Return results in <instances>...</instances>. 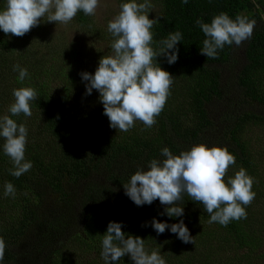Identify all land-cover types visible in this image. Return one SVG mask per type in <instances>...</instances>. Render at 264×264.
Instances as JSON below:
<instances>
[{"label":"trees","instance_id":"obj_1","mask_svg":"<svg viewBox=\"0 0 264 264\" xmlns=\"http://www.w3.org/2000/svg\"><path fill=\"white\" fill-rule=\"evenodd\" d=\"M5 2L6 0H0V10L4 8ZM159 7L157 15L153 18L158 19V22L151 29L154 42L167 38L175 31L181 32L183 36L182 41L176 45L179 52L178 60L174 64H169L164 56L157 57L159 66L174 78L171 95L151 128L135 124L128 132H120L110 127L99 99L93 106H82L86 99L78 98L82 85L76 77V70L80 66L77 59L61 64L60 69L63 71L66 86L51 91L49 81H35L40 72L30 73L36 54L28 58L27 55L16 52L25 45L29 32L23 37H16L11 34L5 35L0 30V79L3 78L6 66L10 62L18 61L17 64L21 68L27 69L28 75L23 82L18 80V71L12 74L14 87H32L37 91V99L31 102V110L41 115L38 123L41 122L43 134L49 133L56 140L30 135L27 123L30 120L34 122L31 116L26 117L23 114L12 116L18 125L24 124L28 130L25 160L32 163V168L17 178L10 174L9 170L13 168V164L3 152L5 141L0 137V195L4 194L5 184L11 183L15 188V196L10 195L8 201L12 203L14 208L12 210L17 212H7L0 218V237L5 243L16 242L25 233L26 226L36 219V210L39 208L30 210L31 207H28L30 202L34 206L38 205L35 203L37 200L30 197V194H37L32 190V185L43 181L52 192L62 193V184L65 180L75 182L77 179L89 178L90 169L86 164L84 151L90 152L91 163L103 161V165H106L109 171L108 182L117 185L119 189H124L123 183L128 182L131 176L130 169L125 167L136 163L147 164L153 158H162L161 149L164 147L169 148L174 155H179L181 151L190 150L193 145L203 143L209 147H227L235 156V163L243 165L246 172L253 176L255 181L253 191L256 196L253 200V212L249 205L246 222H253V248L259 246L257 234L264 233V168L256 162L254 151L253 156H250L251 140H247L244 134L248 126L259 128V136L261 135V140L264 141V110L262 113L240 111V107L244 101L264 102V17L258 10L250 11L252 4L249 0H188L187 4L182 3V0H159ZM221 12L227 13L232 19L238 14H243L250 20L254 19L256 25L246 43L244 51L246 63L235 78L237 88L240 90V105L236 104L233 111L229 108L216 125L208 117L206 106L222 97L221 74L217 66L230 62L233 45H225L222 50H218V59H208L206 55H202L201 48L206 37L196 24V20L211 23L212 18ZM86 19L83 13L77 14L76 23H85ZM157 46L158 43L153 44V47ZM262 84L263 87L259 88ZM73 93L76 94L74 101L71 97ZM11 104L5 109L0 106V116L6 114L11 116L8 112ZM106 127L115 133L110 134L111 130L106 132ZM260 148L264 149L263 146ZM60 195L61 200H66L65 194ZM82 197L85 200L82 220L85 221V230L88 234L91 231L96 236L98 229L107 231L109 222H118L122 223L124 233L144 239L145 248L149 240L160 236L151 226L153 218L169 225L179 223L180 220L195 223L196 219L207 222L210 219L209 214L203 210V205L192 201L187 194H184L177 205L184 209L182 217L160 215L167 206L161 205L158 199L151 205L137 206L125 193H117L112 187H92ZM103 204H106V208H102ZM37 223L40 226L45 224ZM240 223V220H233L226 227L221 225L232 238L225 242L226 245H244V235L237 231ZM163 234L169 237L174 233L166 229ZM179 243L180 240L177 238V242L173 243L175 247L171 248L175 250L173 252H179L177 251ZM167 244H170L169 238ZM100 246H96V252ZM209 249L202 250L198 258L187 254L184 258L191 260L184 261L186 264H200L203 259L211 258ZM146 250L149 253L156 250L167 259L164 250L158 248V243ZM55 252L48 257L47 264H69L65 263V259H61L60 252ZM176 253L172 258L176 257ZM184 255L182 252V257ZM12 259L5 255L3 261L8 262ZM175 262L174 264H177V260ZM96 264H104L103 259ZM118 264L134 262L126 255ZM169 264H172V261ZM226 264H231L230 259Z\"/></svg>","mask_w":264,"mask_h":264},{"label":"clouds","instance_id":"obj_2","mask_svg":"<svg viewBox=\"0 0 264 264\" xmlns=\"http://www.w3.org/2000/svg\"><path fill=\"white\" fill-rule=\"evenodd\" d=\"M182 3L187 4L188 0H182ZM99 5L100 0H6L0 10V30L5 35L23 37L39 26L45 16L47 22L67 25L78 12L94 16ZM152 7L150 0L121 3L120 11L107 25V31L114 38L112 54L100 58L94 74L80 73L82 80L88 82L85 95H91L93 89L98 91L103 114L108 117L110 127L120 132H128L137 120L151 128L171 95L174 78L159 66L157 57L164 56L169 64H174L179 52L176 45L183 36L175 31L154 42L151 29L158 19H149ZM196 24L206 37L201 54L208 59H218V50L225 45L240 46L250 39L256 21L243 14L232 19L221 12L212 18L211 23L197 19ZM154 43L158 46L153 47ZM13 70L19 72L20 82L28 75L27 69L18 64ZM12 94L14 102L8 108L11 116H0V137L5 141L3 152L13 164L10 174L19 178L32 168V163L25 160L28 130L11 117L20 114L30 117L31 102L37 99L38 93L32 87H20L13 89ZM161 157L137 168L128 182L123 183L125 195L137 206L151 205L158 199L161 205L167 206L160 215L182 217L184 209L177 205L187 194L192 201L203 205L210 224L219 223L226 227L233 220L247 218L246 207L256 196L252 190L255 181L244 168L235 172L234 177L225 179L228 169L236 162L227 147H209L201 143L179 155L164 147ZM4 187L5 196H15L11 183ZM151 226L158 235L170 229L182 242L195 243L183 220L169 225L153 218ZM101 247L104 264H118L126 255L134 264H166L158 251L149 253L146 250L144 239L124 233L122 223L109 222L102 235ZM5 250L6 243L0 237V262L4 260Z\"/></svg>","mask_w":264,"mask_h":264},{"label":"rangeland","instance_id":"obj_3","mask_svg":"<svg viewBox=\"0 0 264 264\" xmlns=\"http://www.w3.org/2000/svg\"><path fill=\"white\" fill-rule=\"evenodd\" d=\"M124 2L126 0H100L96 14L86 16L85 23H76L75 17L67 25L56 24L55 22H47L45 16L39 26L29 32L22 49L19 48L16 52L17 54L27 55L28 58L36 54V60L33 61L30 73L40 72L35 81H49L51 91L66 86L63 71L60 69L61 64H67L69 60L77 59L80 66L76 70V77L82 85V91L78 98L84 97L86 99L82 106H93L99 99V93L93 89L91 95H85V85L88 82L82 80L80 73L94 74L100 58L112 54L111 43L114 38L107 31V25L118 14L120 4ZM137 2L142 3L143 0H137ZM150 2L153 7L150 9L148 16L149 19H153L160 9L159 0H150ZM249 2L252 4L250 11L258 10L264 17V1L249 0ZM81 13L83 12H78V15ZM246 43L247 40L240 46L233 44L230 62L227 65L217 66L221 74L222 97L219 100H213L206 106L208 117L216 125L219 124L220 118L229 108H232L233 111L236 104L240 105V90L237 88L235 78L246 63L244 54ZM17 62L7 64L4 71L5 77L3 76L0 79V106L4 109L14 102L13 89L19 88L14 87L12 78V74L15 72L13 66ZM30 81L32 80L30 79ZM262 87L263 84L259 88ZM71 97L74 101L76 94L73 93ZM263 110L264 102L250 103L244 101L240 107V111L262 113ZM36 113V111H33L31 115L34 122L30 120L27 123L29 134L36 138L43 136L44 139L54 140V136L51 134H43L41 122L38 123L41 115ZM135 124L143 125L138 120ZM105 129L106 132L111 130L107 127ZM112 131L114 130H111L110 134L115 133V131ZM259 133V128L248 126L244 137L251 140L250 156H253L254 151L256 162L264 168V163L261 162L264 161V154H262L264 149L260 148L261 146L264 147V141L261 140L262 137L259 136ZM207 138L209 139L210 136H207ZM256 139H258L257 142H255ZM83 155L87 159L86 164L90 169L89 178L77 179L75 182L65 180L62 184V193L52 192L43 181L32 185V190L37 194H30V197L33 198L32 200H37L35 203L38 205L34 206L30 202L28 207H31L30 210L39 208L36 210V219L26 226L25 233L16 242L6 243L5 255H8L9 259H13L8 262L2 261L0 264H47L48 257L55 251L60 252L62 255L60 257L65 259V263L96 264L99 262L102 251L100 244L104 234L103 231L106 230L98 229L96 236L92 234L94 232L91 233L90 231V235L86 232L85 221L82 220L83 206L85 205L82 195L92 187H112L117 193H125V191L108 182L109 171L106 169V165H103V161L97 164L91 163L90 152L86 151L85 153L84 151ZM145 165L136 163L125 168L130 169L132 175L137 168ZM240 168H244L240 163L230 166L225 179L234 177L235 172ZM60 194H65L66 200H61ZM9 198L10 195H0V218L4 217L7 212L17 213L12 210L14 208L10 200L8 201ZM250 205L253 212V201ZM107 206L110 207L109 204ZM102 208H106V204H103ZM248 208L249 206L246 207L247 218L249 215ZM247 218L240 220L241 223L237 229L238 232L244 235V245H226L225 242L230 241L232 238L227 235L221 225L196 219L195 223L184 222L195 243H184L179 239L178 253L173 252L175 250L171 249L175 247L173 243L177 242V234L168 237L162 233L158 238L155 236L152 240H149L146 248H153L158 243V248L164 250L165 255H167L166 264H169L170 261L174 264L176 260L177 264H186L184 260H191L184 258L187 254L198 258L201 256V251L206 248H210L208 253L211 258L203 259L200 264H226L229 259L231 264H264V233L257 234L260 243L259 246L253 248V222H246ZM37 222H44L45 224L40 226ZM168 238L170 244H167ZM96 246H100L98 252H96ZM182 252L185 253L183 257ZM174 253H176V257L172 258Z\"/></svg>","mask_w":264,"mask_h":264}]
</instances>
